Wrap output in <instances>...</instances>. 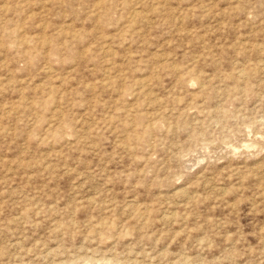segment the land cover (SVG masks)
Instances as JSON below:
<instances>
[{"label":"rangeland","instance_id":"obj_1","mask_svg":"<svg viewBox=\"0 0 264 264\" xmlns=\"http://www.w3.org/2000/svg\"><path fill=\"white\" fill-rule=\"evenodd\" d=\"M0 264H264V0H0Z\"/></svg>","mask_w":264,"mask_h":264}]
</instances>
